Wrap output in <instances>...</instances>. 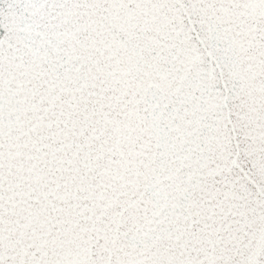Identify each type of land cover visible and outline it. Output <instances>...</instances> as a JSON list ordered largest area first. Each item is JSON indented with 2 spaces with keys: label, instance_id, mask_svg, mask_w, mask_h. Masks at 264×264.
<instances>
[{
  "label": "water",
  "instance_id": "water-1",
  "mask_svg": "<svg viewBox=\"0 0 264 264\" xmlns=\"http://www.w3.org/2000/svg\"><path fill=\"white\" fill-rule=\"evenodd\" d=\"M0 264H264V0H0Z\"/></svg>",
  "mask_w": 264,
  "mask_h": 264
}]
</instances>
